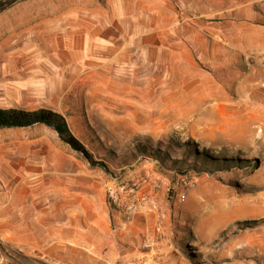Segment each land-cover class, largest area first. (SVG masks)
I'll return each instance as SVG.
<instances>
[{
	"label": "rangeland",
	"instance_id": "1",
	"mask_svg": "<svg viewBox=\"0 0 264 264\" xmlns=\"http://www.w3.org/2000/svg\"><path fill=\"white\" fill-rule=\"evenodd\" d=\"M103 1L24 0L0 12V109L58 114L86 153L74 151L45 126L0 130V175H5V166L10 183L14 175L38 181L33 184L38 187L32 192L34 210L39 208L37 196L50 199L49 211L57 191L62 211L69 197L75 198L80 226L83 211L89 217L109 211L110 222L112 215L128 221L119 211L156 214L153 231L142 237V245L155 235L158 222L166 242L169 224L177 221L189 240L196 237V243L181 242L180 253L189 264H264V64L242 54V62L220 70L197 61L206 81L214 79L224 87L221 100L232 101L217 105L218 111L254 112L260 118L237 121V128L227 121L189 118L192 113L182 112L189 105L160 103L174 85L155 80L144 63L107 69L92 65L90 71L77 72L76 79L66 71L60 78L37 81L35 65L48 63L50 49L79 25L76 15L98 12ZM170 1L180 17V0ZM158 2L163 11L164 0ZM197 2L199 10L209 3L188 0L189 15L196 16ZM235 5L243 7L241 0ZM250 10L253 19L247 24L264 33V0H252ZM201 26L207 32L208 26ZM135 27L136 35L148 33V24ZM205 89L216 92L211 86ZM210 107L205 103L195 108L208 112ZM170 211L197 212L182 221ZM25 212L12 216L13 211H0V264H20L23 255L28 264H37L39 232ZM209 225H215L214 234L204 239ZM104 233L108 240L119 235ZM68 236L62 230L58 259H45L48 264H84L85 249L78 246L76 256L69 254ZM81 239L84 234L78 230L79 244Z\"/></svg>",
	"mask_w": 264,
	"mask_h": 264
},
{
	"label": "crops",
	"instance_id": "2",
	"mask_svg": "<svg viewBox=\"0 0 264 264\" xmlns=\"http://www.w3.org/2000/svg\"><path fill=\"white\" fill-rule=\"evenodd\" d=\"M208 1L209 3L203 5L200 10L197 2L198 11L195 16L189 15L188 0H180L181 14L177 17L174 15L170 0H164L163 11L160 7L162 3L158 0H104L98 12L90 11L76 15L75 18L80 19L77 23L79 25L70 27L62 38V44L50 49L48 63L35 65L37 70L33 77L37 81H43L60 78L61 72L68 71L70 77L76 79L77 72L90 71L92 65L107 69L109 65L114 64L128 66L144 63L148 64L150 72L156 74L155 80H163L165 87L174 85L173 91L171 90L170 93L166 91L159 102L189 105L188 109L182 111L192 113L189 118L227 121L234 128L238 127L237 121L258 119L254 112L218 111L217 105L230 104L232 101L221 100L224 87L214 79L206 81L204 78L206 72L197 62L206 61L213 68L214 66L230 68L239 60L243 61L244 58L238 55L242 54L245 58L251 57L256 60L257 64H264V55H262L264 33L253 31L252 26L247 24L253 19L250 10L252 0H241L243 7L240 10L235 5L237 0ZM70 18L75 19L73 16ZM216 19H219V22H213ZM162 22L167 26L162 28L160 26ZM142 23L148 24V33L136 35L135 25ZM176 24L180 26L175 27ZM201 25L208 26L205 28L207 32L202 30ZM177 28L179 31H175ZM209 28H214L216 32H210ZM48 71L54 76L45 74ZM169 81L173 84L170 85ZM25 85L26 83L20 85L21 92L26 88ZM208 86L216 88V92L207 91L205 88ZM205 103L212 104V107L207 109L208 112L202 108L196 109L197 105ZM193 106L196 108L192 109ZM33 110L36 109L30 111ZM194 113H199V117L197 118ZM2 171L5 175H0V211L3 209L13 211L12 216L26 211L24 215L28 216L32 225L37 226L39 232L35 245L38 252L37 264H48L45 261L47 258L54 261L58 259L57 251L61 246L62 230L69 232V254L76 256L78 246L85 249L87 257L84 264H130L133 259L141 257L147 260L146 264H153L150 260L153 255L158 264H189L180 253L181 242L185 240L196 243L193 239L196 237L190 236L191 240H189L181 226L175 224L177 221L169 224L166 242L155 251L147 252L142 249V237L153 231L156 214L138 213L131 215L128 221L119 215L111 214L112 222H110L109 211H102L98 217H93L91 214L89 217L86 211H83L84 225L80 226L75 198L69 197L68 204L64 205L62 211L61 198L57 191L58 196L52 199L54 204L52 211H49L50 199L37 196L39 208L34 210L32 192L34 189L38 190V187L33 186L37 180L14 175L13 182L10 183L5 166L1 168ZM52 190L54 194V188ZM196 212L170 211V215L184 221L195 217ZM213 216L211 215L209 220ZM213 229L215 225H209L204 239L214 234ZM78 230L84 234L80 244ZM108 231L118 232L119 235L116 239L111 237L108 240L104 233ZM100 243L101 247H99ZM102 248H107V251ZM100 258L106 261L100 262ZM19 259L20 264L30 262L27 255Z\"/></svg>",
	"mask_w": 264,
	"mask_h": 264
},
{
	"label": "trees",
	"instance_id": "3",
	"mask_svg": "<svg viewBox=\"0 0 264 264\" xmlns=\"http://www.w3.org/2000/svg\"><path fill=\"white\" fill-rule=\"evenodd\" d=\"M35 126H45L54 130L61 142L86 156L81 145L70 135L64 119L58 114L45 109L35 111L0 109V130L25 129Z\"/></svg>",
	"mask_w": 264,
	"mask_h": 264
},
{
	"label": "built area",
	"instance_id": "4",
	"mask_svg": "<svg viewBox=\"0 0 264 264\" xmlns=\"http://www.w3.org/2000/svg\"><path fill=\"white\" fill-rule=\"evenodd\" d=\"M179 199L184 200V195H181ZM138 211H119V213L126 219L129 220L132 214ZM165 243V238H163V233L161 232V222L157 223L156 233L154 236L147 238L142 245V249L147 252H153L160 247L161 244ZM151 263L158 264L155 261V256H151ZM147 260L143 257L133 259L130 264H146Z\"/></svg>",
	"mask_w": 264,
	"mask_h": 264
},
{
	"label": "water",
	"instance_id": "5",
	"mask_svg": "<svg viewBox=\"0 0 264 264\" xmlns=\"http://www.w3.org/2000/svg\"><path fill=\"white\" fill-rule=\"evenodd\" d=\"M20 1H24V0H6V1L0 3V12L4 11L5 9L11 7L12 5H14ZM254 164H255V166H254L255 169H257L259 167V164H260L259 160L256 159L254 161Z\"/></svg>",
	"mask_w": 264,
	"mask_h": 264
},
{
	"label": "bare ground",
	"instance_id": "6",
	"mask_svg": "<svg viewBox=\"0 0 264 264\" xmlns=\"http://www.w3.org/2000/svg\"><path fill=\"white\" fill-rule=\"evenodd\" d=\"M261 75V74H260ZM259 76V75H258ZM248 198V197H247ZM249 199V198H248Z\"/></svg>",
	"mask_w": 264,
	"mask_h": 264
}]
</instances>
